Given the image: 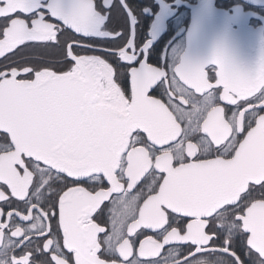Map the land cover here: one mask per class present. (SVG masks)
<instances>
[{"label": "snow or ice", "instance_id": "snow-or-ice-1", "mask_svg": "<svg viewBox=\"0 0 264 264\" xmlns=\"http://www.w3.org/2000/svg\"><path fill=\"white\" fill-rule=\"evenodd\" d=\"M135 24L128 0H0V264H264V40L170 67Z\"/></svg>", "mask_w": 264, "mask_h": 264}, {"label": "flooded vegetation", "instance_id": "flooded-vegetation-1", "mask_svg": "<svg viewBox=\"0 0 264 264\" xmlns=\"http://www.w3.org/2000/svg\"><path fill=\"white\" fill-rule=\"evenodd\" d=\"M202 1L204 0H128L136 15L137 42L151 40V34L155 33L152 46L163 45L164 50L169 53L170 67L178 63L176 57L185 54L193 59H201L198 52L205 53L204 58L210 56L221 41L229 43L245 63L254 64L264 40V22L251 14L243 23L233 21L231 13L234 10L225 7L233 0H210L220 12L219 16L193 10ZM201 15L205 17L201 18ZM194 23H198V34L196 40L190 43L189 31ZM110 27H120L126 31L127 24L119 7ZM212 29L217 32H212Z\"/></svg>", "mask_w": 264, "mask_h": 264}, {"label": "water", "instance_id": "water-1", "mask_svg": "<svg viewBox=\"0 0 264 264\" xmlns=\"http://www.w3.org/2000/svg\"><path fill=\"white\" fill-rule=\"evenodd\" d=\"M209 2H204V4H202L201 6L200 5H198L197 7H195V8H193V10H195V11H201V10H203V9H206V10H209V9H211V10H209V11H211V13L214 15V16H219L220 15V12L218 11V10H215V9H212L213 8V6L212 7H209V6H206V4H208ZM215 8V7H214ZM205 16L204 15H201V18H204Z\"/></svg>", "mask_w": 264, "mask_h": 264}, {"label": "bare ground", "instance_id": "bare-ground-1", "mask_svg": "<svg viewBox=\"0 0 264 264\" xmlns=\"http://www.w3.org/2000/svg\"><path fill=\"white\" fill-rule=\"evenodd\" d=\"M204 2H209L208 4H206V6H209V7H212L213 6V8L212 9H215V10H217V8H214L215 6H214V4L210 1V0H204V1H202V2H200V6L202 5V4H204ZM209 10H211V9H209ZM209 10H206V9H203V10H201V11H206V13H209V12H211V11H209ZM205 13V14H206ZM211 20V19H210ZM209 20V21H210ZM212 32H217V30H215V29H212ZM200 52H198V56H200V58L202 59V58H204L203 56L205 55V53H202V54H199Z\"/></svg>", "mask_w": 264, "mask_h": 264}]
</instances>
